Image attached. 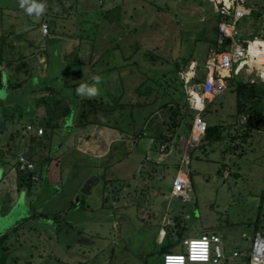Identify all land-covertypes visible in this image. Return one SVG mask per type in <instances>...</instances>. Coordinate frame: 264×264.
Wrapping results in <instances>:
<instances>
[{"label":"rangeland","instance_id":"rangeland-1","mask_svg":"<svg viewBox=\"0 0 264 264\" xmlns=\"http://www.w3.org/2000/svg\"><path fill=\"white\" fill-rule=\"evenodd\" d=\"M41 2L47 10L36 19L24 13L19 0H0V146L6 153L0 167V237L8 233L0 242V264H15L17 258L20 264H163L159 232L174 235L177 217L185 238L218 235L228 264H245L231 258L239 246L249 250V225L262 204L264 84L256 81L258 95L245 104L243 116L257 115L252 125L257 128L245 141H229L246 124L234 118L231 87L208 107L205 122L221 126L227 138L201 140V149L187 153L188 198L171 196L174 167L145 160L160 150L154 140L159 133L171 139L169 161L185 158L177 147L183 146L181 138H190L193 118L186 115L180 80L187 76L197 84L207 75L216 40L215 5L211 0ZM248 8L251 14L237 24L239 33L245 40L261 32L264 38V0H253ZM44 23L47 37L40 33ZM93 76L101 77L100 94L78 96L76 88ZM8 81L21 89L9 90ZM116 98L124 109L105 107L89 118L92 125L74 126L84 109L113 105ZM177 109L180 116L174 118ZM36 125L43 135L31 138L27 127L36 134ZM141 132L146 137L135 144ZM229 144L236 151L227 150ZM104 151L108 158H102ZM41 153L58 165L49 168L33 159L30 173L37 181L27 183L25 173L19 186V154ZM35 212L48 220L30 219ZM176 248L175 253L184 252L181 244Z\"/></svg>","mask_w":264,"mask_h":264},{"label":"built area","instance_id":"built-area-1","mask_svg":"<svg viewBox=\"0 0 264 264\" xmlns=\"http://www.w3.org/2000/svg\"><path fill=\"white\" fill-rule=\"evenodd\" d=\"M253 0H211L217 9L216 46L210 50L206 66L207 75L201 83L191 84V77L181 79V84L187 94L189 109L194 111L191 123L190 144L196 147L203 139L207 123L202 117L207 103L215 100L228 86L232 75L241 77L244 83L264 84V38L262 32L252 40H245L237 29L238 22L251 14L248 6ZM47 24L40 26V33L47 37ZM227 41H230L227 44ZM251 78V79H248ZM246 117L242 116L239 124H245ZM27 130L33 132V127ZM36 135H43V129L38 128ZM166 145L160 147L164 154ZM17 169L21 173H30L34 163L27 157L18 156ZM191 191L189 178L177 174L172 180V195L188 198ZM183 253H170L163 256V264H220L226 259L218 235H201L198 238H186L182 242ZM248 257L250 264H264V229L256 232L251 240L249 250L235 251L232 258Z\"/></svg>","mask_w":264,"mask_h":264},{"label":"trees","instance_id":"trees-1","mask_svg":"<svg viewBox=\"0 0 264 264\" xmlns=\"http://www.w3.org/2000/svg\"><path fill=\"white\" fill-rule=\"evenodd\" d=\"M264 13V11H263ZM262 15V12L261 13H258L257 14V18L261 17ZM216 32V31H215ZM212 45L215 47L216 46V42L215 43H212ZM175 70L178 72L179 71V66L178 64H176V67H175ZM237 76L235 75H232L230 79H228V86L227 87H231L232 88V92L235 94L236 96V107H235V114H234V118L235 120L238 121L239 123V120L240 118L243 116V113H244V110H245V104L247 101H252L253 99H255L258 95V89H257V86L256 84H251V83H244L241 79H238ZM182 85V84H181ZM3 87V84L1 82V78H0V88ZM7 87L9 90H12V91H17L19 89H21V85L20 84H12L10 81H8V84H7ZM262 93V91H261ZM141 95V94H140ZM145 96V95H144ZM215 102V100H213L212 102H209L207 103V106H206V109L204 111V113L202 114V117L203 119L205 120V117L207 114H209L210 112H207L208 110V107L211 106V104L213 105ZM136 106H140V104L138 103ZM188 106V105H187ZM185 106L186 108V112H187V117H190V118H194V111L188 109L189 107ZM106 107V108H105ZM110 109V111H114V110H117V109H124L125 108V105L121 104L119 99L116 98L113 102V105H97L96 107H92L90 106V109H84L79 118H78V122L77 124H75L74 126L75 127H78V128H85L87 127L88 125H90V123H92L90 121V117H96L97 114L103 110V109ZM163 109H168V110H172L171 108H168V105L167 104H164L163 105ZM68 113H70L69 109H67L66 111H63L62 113H60V116L61 117H66L68 115ZM174 118L175 117H179L180 116V111L177 109L174 112H172ZM248 114L249 116L246 118V124H242L244 126H240L242 132L239 134V135H236L232 138L229 139L230 142H234L235 140H241V141H245L247 138L250 137L251 135V130L253 129H256L257 127H254L252 126L253 123L255 122V118H256V113L254 111H248ZM180 121L176 122L175 125L173 126V128L171 129V132L172 134L175 132V129L178 128L180 126ZM55 127V126H53ZM54 129V128H53ZM224 129L221 127V126H218V125H208L207 129H206V132H205V135L202 139L203 143H212V142H221L223 141L225 138L227 137H224L223 136V132ZM18 132H15V135H17ZM238 133V131H237ZM14 133H12V137H13ZM14 135V136H15ZM146 137V134L144 132H141V134L139 136L135 135L134 136V143L136 144L137 143V140H139L140 138H144ZM154 140L161 144V146L163 145H166L167 142H171V139H168L166 136H164L162 133H159L158 135H156L154 137ZM165 143V144H164ZM168 146V145H166ZM202 146L200 147H197L196 149H201ZM236 148L237 147H231V145L229 144V146H227V150H235L236 151ZM194 150V149H193ZM47 163V165L49 166L50 164V161L47 159L45 161ZM52 167V165H51ZM21 173V172H20ZM23 174V173H21ZM218 174H222L221 173V169H219L218 171ZM28 180V182L31 180V177L30 178H26ZM261 203L263 204L264 203V192H263V195H262V199H261ZM262 204L259 206V213H258V216L257 218L255 219L254 222L251 223V225H249L251 228H252V232H253V235L252 237L254 236V234L262 229H264V212L262 210ZM36 214V216H35ZM34 215H32L30 217L31 218H39V219H43V220H48V217L47 216H43L41 214H38L35 212ZM55 220V219H54ZM28 221V220H27ZM26 221V222H27ZM176 221V231L174 233V235L170 232L167 233V235L165 236V240H164V243L163 245L161 246L160 248V251H159V255L160 256H164L165 254H170V253H175V248L181 244L182 245V242L186 239L185 236H184V228H180V218L177 217L175 219ZM8 238V233L6 235H3L2 237H0V242L2 240H6ZM243 249H241V247H237L233 250V252L235 251H242ZM232 252V253H233ZM238 259H243L244 260V263L245 264H250V261H249V258L248 257H242V258H238ZM225 264H228V262L226 261Z\"/></svg>","mask_w":264,"mask_h":264},{"label":"crops","instance_id":"crops-1","mask_svg":"<svg viewBox=\"0 0 264 264\" xmlns=\"http://www.w3.org/2000/svg\"><path fill=\"white\" fill-rule=\"evenodd\" d=\"M235 76H237V75H235ZM238 77V79H242L241 77H239V76H237ZM248 79H250V78H248ZM94 124H95V122H94ZM90 125H92V123H90ZM89 126V125H88ZM38 128H37V125H36V130H37ZM42 129V128H41ZM33 131H34V128H33ZM44 131V130H43ZM188 131H189V135H190V133H191V127H189L188 128ZM29 136L32 138H40V136H37L36 134H34V132H30L29 133ZM181 140H182V144H183V146L181 145V148H180V146L179 147H177V149H178V152L180 153V154H184V156H185V158H183V159H181L180 161H179V163H176V162H171V161H169V156H170V152L168 153V154H161L159 151L156 153V155H155V158L154 159H152V160H148V158L147 159H145L147 162H151V163H153V164H156L157 166H159V165H161V164H167V165H169V166H171V167H174L175 169H176V173H175V175L172 177V179L177 175V174H184V175H187V177H189V175H190V172L187 170V169H185L183 166H184V164H186V166H187V164H188V157H187V153L189 154L193 149H195V148H197V147H199V144L196 146V147H192L191 146V144H190V140L188 139V138H181ZM202 140V139H201ZM31 141V140H30ZM5 152H4V150L2 149V147L0 146V167H1V165L3 164L4 165V162L3 161H5L4 160V158H5ZM102 158L104 157V158H108L106 155H107V151H104L102 154ZM19 156H24V157H27V158H29V160L32 162V160L33 159H35V158H40V159H42L43 160V162H45L48 158H47V156H46V154L45 153H41V154H34V155H32V154H28V155H23V154H19ZM6 159V158H5ZM56 162V161H55ZM55 162H52L51 164H49V168L51 167V165L52 166H54L56 163ZM122 162V161H121ZM8 163V162H7ZM152 164V165H153ZM46 165H47V163H46ZM58 165V163L56 164V166ZM112 167V165L111 164H109L106 168H111ZM52 168V167H51ZM167 169V168H166ZM1 172V171H0ZM15 180H17V183H18V185L19 186H22V177H24V176H26L25 175V173H23V174H20L19 173V171H18V169H17V165H15ZM27 178H30L31 177V180H30V182L32 181V180H35V181H37V179H38V177H37V175L35 176H33V174L32 173H27ZM26 180V182L28 183V180L27 179H25ZM0 182H2V178L0 179ZM171 196H173L172 195V192H171ZM174 197V196H173ZM177 198H179V199H183L182 197H177ZM163 209H166L167 210V206H165ZM147 216V215H146ZM152 218V217H151ZM139 219L140 220H144V217H142V216H140L139 217ZM162 230V229H161ZM203 235H206V234H203ZM165 237H164V234H163V232H159V236H158V246H160V248H161V246L163 245V243H162V241H163V239H164ZM13 247V246H12ZM17 247V246H16ZM160 248H159V251H160ZM14 250H17V249H15L14 248ZM177 250V248H175V251ZM159 251H158V253H159ZM161 258H162V262H163V256H160ZM18 259H20V258H17L16 260H17V262H15V264H20V260H18ZM28 259V258H27ZM30 259L32 260L33 259V257L32 256H30ZM231 259H234V258H231ZM228 262L229 263V261H231L227 256H226V259L224 260V261H222L220 264H225V262ZM27 264H31V263H27ZM200 264H210V263H200Z\"/></svg>","mask_w":264,"mask_h":264},{"label":"clouds","instance_id":"clouds-1","mask_svg":"<svg viewBox=\"0 0 264 264\" xmlns=\"http://www.w3.org/2000/svg\"><path fill=\"white\" fill-rule=\"evenodd\" d=\"M19 7L23 9L28 16L39 19L47 10V5L41 0H19ZM100 76H93L91 82L79 84L76 88V94L83 98H94L100 94Z\"/></svg>","mask_w":264,"mask_h":264},{"label":"water","instance_id":"water-1","mask_svg":"<svg viewBox=\"0 0 264 264\" xmlns=\"http://www.w3.org/2000/svg\"><path fill=\"white\" fill-rule=\"evenodd\" d=\"M230 43V41H227V44H229Z\"/></svg>","mask_w":264,"mask_h":264}]
</instances>
